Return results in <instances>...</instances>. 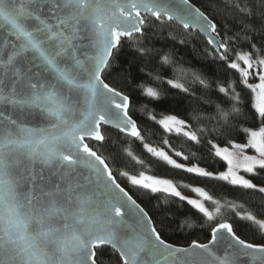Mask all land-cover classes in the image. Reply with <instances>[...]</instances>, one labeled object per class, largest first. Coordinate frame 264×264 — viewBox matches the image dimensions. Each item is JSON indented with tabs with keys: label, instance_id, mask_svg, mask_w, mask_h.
I'll list each match as a JSON object with an SVG mask.
<instances>
[{
	"label": "snow or ice",
	"instance_id": "6c2138e0",
	"mask_svg": "<svg viewBox=\"0 0 264 264\" xmlns=\"http://www.w3.org/2000/svg\"><path fill=\"white\" fill-rule=\"evenodd\" d=\"M178 4L0 0V264H97L98 252L105 247L118 254L119 264H264V243L241 238L227 219L216 222L227 208L264 234V218L238 211L243 205L236 201L222 204L202 186L183 185L194 194L189 197L172 179L143 170L133 173L129 167H143L144 161L130 148L120 150L126 154L122 160L119 152L104 155L93 145L104 142L105 126H112L176 170L264 194V184L249 178L264 172V37L256 43L248 35L258 32L249 23L253 15L264 22V0H222L214 17L190 0ZM173 20L203 33L207 54L232 73L216 81L230 107L216 104V124L210 129L194 128L175 114L158 118L148 111L165 133V147L157 148L145 142L130 114L129 94L108 77L125 41L142 53L150 51L140 46L147 29ZM161 59L173 65V78L166 81L172 88L189 93V74L191 83L206 90L212 87L197 70L173 61L170 53ZM149 75L154 81L165 80ZM138 87L147 98L161 96L150 84ZM238 88L248 91L258 127H244L235 120L243 104ZM146 109L141 106V111ZM237 130L246 142L230 138ZM169 136L184 138L189 145L206 142L211 154L226 162V170L179 162L196 153L176 151ZM118 176L132 188L186 201L215 222L210 239L192 240L186 246L169 243Z\"/></svg>",
	"mask_w": 264,
	"mask_h": 264
},
{
	"label": "trees",
	"instance_id": "16d2710c",
	"mask_svg": "<svg viewBox=\"0 0 264 264\" xmlns=\"http://www.w3.org/2000/svg\"><path fill=\"white\" fill-rule=\"evenodd\" d=\"M191 1L210 17L216 15L218 5L220 8L223 6L222 0ZM155 23L157 26L147 29L146 37L140 45L150 51L142 53L131 42L125 41L123 47L115 53V59L112 62L113 68L108 80L116 83L117 86L123 88L126 94H129L131 100L130 114L140 125L145 142L160 148L165 147L162 144L165 133L150 120L147 112L152 111L158 118L161 114H175L187 119L194 128L206 127L210 129L216 124V104L219 103L225 108L230 107L227 98L218 93L216 81H225L232 76V73L222 62L214 60L212 56L207 54L209 49L207 41L198 32L183 29L173 21L166 22L163 27L158 26L159 22ZM217 23H220L219 19H217ZM249 23L258 32H249L248 35L253 37V42L259 43L264 37V22L253 15ZM169 53L172 60L177 64L184 68L197 70L212 87L206 90L198 82L191 83L190 74L186 78V87H189V93L168 85L167 79L173 78V65L165 64L161 57ZM149 73L164 77V82L154 81ZM122 77L126 78V83L121 82ZM142 83L156 87L161 93L160 98L153 100L144 96L138 87ZM237 90L241 91L243 104L242 112L235 117V120H238L244 127H258L259 121L254 114V109L250 106L248 91L241 88ZM142 105H147L145 111H141ZM194 116H199V120L193 119ZM209 118L212 119L209 120ZM105 136L104 142H93L94 147L104 155L119 152V158L123 160L126 159V154L120 150L130 148L139 159L144 161L143 167L138 165L129 167L133 173L143 170L149 174L172 179L188 195L194 194L183 185L202 186L213 195L214 199H220L222 204L225 200L236 201L243 205L238 211H251L258 217L264 218V194L252 193L250 190L245 192L223 181L200 178L176 170L165 162L152 157L142 148L139 141L124 137L115 129L105 127ZM168 138L176 151H183L185 155L189 156L191 152L196 153L194 158L190 156L189 161L179 160V162L199 164V166L214 172L226 170V162L215 158L206 142L202 141L199 145H189L184 138L174 136ZM230 138L237 142L246 141L244 134L238 130L233 131ZM217 142L221 143L222 141L217 140ZM249 177L257 184H264V172H260L257 176L249 175ZM118 180L122 186L131 190L134 198H137L138 202L153 216L158 228L162 229L163 237L169 243L186 246L192 240L207 242L210 239L211 228L215 226V222L204 218L186 201H181L179 198L164 193H151L148 190L132 188L123 177L118 176ZM208 206L213 207L210 202ZM223 219H227L233 224L234 230L241 238L249 242L264 243V234H261L250 222L235 216L227 208H222V215L217 217L216 222ZM97 263L119 264L118 254H114L110 248L105 247L103 251L98 252Z\"/></svg>",
	"mask_w": 264,
	"mask_h": 264
},
{
	"label": "water",
	"instance_id": "95a60500",
	"mask_svg": "<svg viewBox=\"0 0 264 264\" xmlns=\"http://www.w3.org/2000/svg\"><path fill=\"white\" fill-rule=\"evenodd\" d=\"M173 3L177 6V7H179V4H178V0H173ZM190 3H192V4H194L195 6H197L195 3H193L191 0H190ZM198 7V6H197ZM173 22H175L176 24H178L181 28H183L182 27V25L178 22V21H176V20H173ZM184 29V28H183ZM186 30H192V31H195V32H198L200 35H202L204 38H205V35L203 34V33H201L198 29H196V28H192V29H186ZM8 39H12V37H8ZM205 40H206V38H205ZM105 127H107V128H112V129H115L114 127H112V126H105ZM115 130H117V131H119L118 129H115ZM139 203V202H138ZM179 246V245H178ZM246 260L248 259V258H245ZM98 264V263H97Z\"/></svg>",
	"mask_w": 264,
	"mask_h": 264
},
{
	"label": "rangeland",
	"instance_id": "374dc122",
	"mask_svg": "<svg viewBox=\"0 0 264 264\" xmlns=\"http://www.w3.org/2000/svg\"><path fill=\"white\" fill-rule=\"evenodd\" d=\"M250 82H256V81H250ZM246 142V141H245ZM238 143H244V142H238ZM167 150V149H166ZM250 151V153H251V150H249ZM171 154V153H170ZM175 158V157H174ZM241 174H244L243 172H241ZM250 178V177H249ZM180 189V188H179ZM181 190V189H180ZM181 192H182V194H184V195H187V196H189V197H193L194 195H188V194H185L182 190H181Z\"/></svg>",
	"mask_w": 264,
	"mask_h": 264
}]
</instances>
